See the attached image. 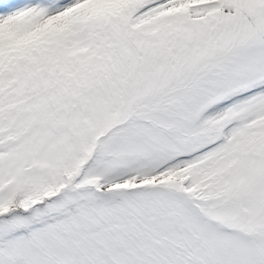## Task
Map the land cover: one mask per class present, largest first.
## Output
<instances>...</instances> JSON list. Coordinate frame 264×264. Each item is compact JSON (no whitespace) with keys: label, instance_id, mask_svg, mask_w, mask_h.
<instances>
[{"label":"snow or ice","instance_id":"1","mask_svg":"<svg viewBox=\"0 0 264 264\" xmlns=\"http://www.w3.org/2000/svg\"><path fill=\"white\" fill-rule=\"evenodd\" d=\"M0 264H264V0H0Z\"/></svg>","mask_w":264,"mask_h":264}]
</instances>
